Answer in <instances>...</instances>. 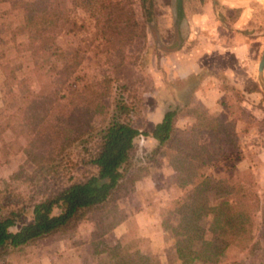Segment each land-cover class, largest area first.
Wrapping results in <instances>:
<instances>
[{"label":"trees","instance_id":"16d2710c","mask_svg":"<svg viewBox=\"0 0 264 264\" xmlns=\"http://www.w3.org/2000/svg\"><path fill=\"white\" fill-rule=\"evenodd\" d=\"M137 1L142 22L135 16L134 0H0L2 86L11 100L20 102L0 123V135L4 147L6 143L17 146L25 155L24 164L0 187V254L22 252L64 231L83 212L108 204L127 184L132 191L138 178L129 174L141 135L155 141L148 159L164 157L175 169L181 164L183 182L190 188L166 209L161 222L173 237L180 264L216 263L228 248L253 253L258 247L254 215L249 211L256 201L249 204L252 198L243 181L231 175V169L219 178L205 172L236 149L235 126L242 117L224 121L201 112L175 139L179 105H171L149 132L141 133L128 117L132 112L128 98L119 95L114 108L107 107L112 79L79 85V66L86 51L79 42L74 48L63 43L64 38L80 35L83 26L75 22L72 12L85 13L100 37L101 52H113L124 64L125 48L145 38L147 26L156 18V0ZM130 86L121 84V94ZM204 135L209 144L200 142ZM77 144L79 160L74 163L67 157ZM168 145L170 151L164 149ZM76 168L82 170L80 177L68 175L64 184L59 182ZM209 217L206 229L202 222ZM122 220L103 226L105 231L93 233V238ZM91 246L95 255H106L107 264H149L126 241L104 248L94 242Z\"/></svg>","mask_w":264,"mask_h":264},{"label":"rangeland","instance_id":"374dc122","mask_svg":"<svg viewBox=\"0 0 264 264\" xmlns=\"http://www.w3.org/2000/svg\"><path fill=\"white\" fill-rule=\"evenodd\" d=\"M182 1L183 6L178 0H156L155 21L147 26L145 38L135 39L125 48L124 64L120 63V58L113 52H101L102 47L97 46L100 37L95 36L93 24L80 10L71 14L78 25L83 24L80 35L64 38L63 43L65 45L68 42L69 47L74 48L79 42L86 51L79 66L78 73L82 79L79 85L85 83L89 86L105 77L112 79L111 92L105 100L107 107L112 110L119 95L128 98L132 111L128 117L141 133L149 132L166 108L179 105L174 126L175 139L181 138L199 113L212 111L216 106L213 91L222 88V101L227 107L222 106V110L213 115L224 121L242 117L235 126L236 149H233L226 159L221 158L213 163V166L206 168L205 172L209 176L219 178L231 169L230 174L243 181L241 184L252 198L249 204L253 205L256 201L249 211L254 215L253 233L258 247L253 253L228 248L217 258L216 263L210 264H264V166L261 169H251L248 166L255 161L256 155L255 148L248 147L255 146L262 138L261 134H264V93L257 81L259 51L264 50V0H221L222 3L231 2L243 7L241 19L245 24L241 26L245 27L248 34L257 33L261 39L256 38L240 53L231 56L228 65L229 75L233 79L217 76L219 82L216 86L206 85V90L203 88L202 91L205 95L209 93L200 97L192 95L193 90L200 84L199 76L180 78L177 71L180 58L175 60L172 55H168L175 50L180 39L189 33L190 25L185 21L187 16L197 14L200 3L205 2ZM133 9L137 20L142 22V11L137 0H134ZM227 14L230 17L232 13L229 11ZM177 17L181 22H177ZM197 57L198 55L195 58ZM211 72L216 74L215 70ZM232 80L238 85H232ZM121 84L131 85L125 94H121ZM241 98L243 100L239 101ZM19 105L17 98L11 100L5 93L0 75V123ZM242 111L246 114L242 115ZM2 137L3 135H0V187L8 183L9 176L25 162L24 153L18 151L17 146H7L6 143L4 147ZM147 138L149 137L141 135L136 139L129 175L138 178V182L132 191L127 184L116 192L108 204L83 212L72 220L64 231L44 237L22 252L0 254V264H107L106 255H95L91 243H100L99 248H104L112 246L116 241H126L128 245L132 243L148 259L149 264H180L174 250L173 237L163 229L161 222L166 209L172 206L176 199L182 198L190 188L183 182L185 174L181 164L175 169L164 157L148 159L154 146ZM4 139L8 141L7 137ZM199 140L204 144L210 142L206 135L201 136ZM89 141L91 145L92 140ZM262 142L264 143L263 140ZM169 146L164 149L170 151ZM79 151L77 144L67 158L77 162ZM80 169H69L65 178L63 179L62 175L59 182L64 184L68 175L80 177ZM147 176L150 177V182L145 185ZM9 184L14 185L13 182ZM145 187L149 190L145 191ZM145 206L152 211L150 220L145 218ZM119 218L123 220L112 230L101 234L99 238H93V233L104 232L103 226L115 223ZM210 223L211 217L206 218L202 225L208 229Z\"/></svg>","mask_w":264,"mask_h":264},{"label":"crops","instance_id":"0c3cea01","mask_svg":"<svg viewBox=\"0 0 264 264\" xmlns=\"http://www.w3.org/2000/svg\"><path fill=\"white\" fill-rule=\"evenodd\" d=\"M215 2H218V4ZM182 3H184V1L181 2L183 6L184 4ZM229 11L232 13L230 17L227 14ZM242 13L243 7L235 3H222L221 0H205L203 4L202 2L200 3L197 14L187 16L185 19L190 25L189 33L180 39L175 50L169 52L168 55H172L175 60L180 58L181 62L179 66H177L180 78L199 76V79H201L198 88L193 90V97L205 95L202 89H205L206 85L216 86L219 82V78L217 77L219 75L223 78L225 76L229 79H233V77L229 75L230 66L228 65L231 56L240 53L245 49L246 45L248 46L249 43L256 40V38L258 40L261 39V36L257 33L248 34L245 27L241 26L245 24L244 20L241 19L243 16ZM179 22H181V20H179ZM240 43L242 44L241 47ZM263 51H259L260 58ZM196 55H198L197 58H195ZM176 63L177 62H175V64ZM208 64L210 65L208 66ZM210 70H215L216 74L213 75ZM232 85L236 86L238 83L232 80ZM221 89L217 88L213 91L215 92L214 103L216 106L212 111H209L210 114L220 112L222 110L221 108H223L221 102L224 92ZM208 93L209 92H207L205 96H207ZM160 119L161 118L154 124L158 123ZM261 135L262 138L257 141L255 146L252 145L248 147H254L256 150L255 161L248 165L251 169H255L256 167H260L261 169V167L264 166V143L262 142V140L264 141V134ZM147 139L153 146L155 145L153 139ZM148 177L149 176L145 177V185L150 182V177ZM137 182L138 180L135 184ZM148 190L149 189L145 187V191ZM262 194H264V191ZM150 214H152V211L145 206V218L150 220Z\"/></svg>","mask_w":264,"mask_h":264},{"label":"water","instance_id":"95a60500","mask_svg":"<svg viewBox=\"0 0 264 264\" xmlns=\"http://www.w3.org/2000/svg\"><path fill=\"white\" fill-rule=\"evenodd\" d=\"M257 80H258V83H259L261 90L264 93V51L261 55V58H260V61L258 64Z\"/></svg>","mask_w":264,"mask_h":264}]
</instances>
